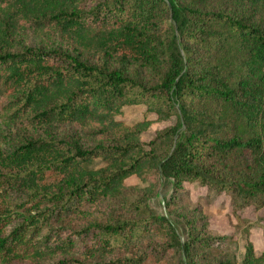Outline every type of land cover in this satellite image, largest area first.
Segmentation results:
<instances>
[{
	"label": "trees",
	"instance_id": "16d2710c",
	"mask_svg": "<svg viewBox=\"0 0 264 264\" xmlns=\"http://www.w3.org/2000/svg\"><path fill=\"white\" fill-rule=\"evenodd\" d=\"M24 27L61 42L19 45ZM137 103L141 119L117 117ZM3 114L43 133L0 144V264H122L97 260L117 248L133 250L127 264H151L173 261L177 247L188 264H209L192 255L205 235L190 225L180 242L144 200L164 177L170 204L187 199L185 180L206 186L204 204L214 190L264 201V0H0ZM130 175L146 183L147 198L125 204L137 218L63 229L112 204ZM245 258L264 264V250L249 244Z\"/></svg>",
	"mask_w": 264,
	"mask_h": 264
},
{
	"label": "rangeland",
	"instance_id": "374dc122",
	"mask_svg": "<svg viewBox=\"0 0 264 264\" xmlns=\"http://www.w3.org/2000/svg\"><path fill=\"white\" fill-rule=\"evenodd\" d=\"M15 41L19 45L34 44L47 47L61 42L58 34L52 30L37 31L30 27L21 28ZM145 112L146 106L144 103L130 104L125 105L121 114L117 117L132 124L141 119ZM147 117L154 119L155 113L148 112ZM174 121V117L167 120H153L148 128L142 132L141 139L146 143L155 135L158 129ZM60 131L61 133L77 131L80 133L81 139H84L85 142L88 141L80 127L75 128V126L65 125L61 127ZM42 133L41 127L28 123L26 119L14 121L7 118L5 114L0 118V144L3 146L5 143L11 144ZM94 162L95 165H102L99 158H96ZM125 182L127 184L126 188L117 193L116 197L112 199L113 205L111 202H105L89 209L83 215L73 216L65 222L63 229L81 227L92 221L116 224L123 218H137V215L126 209L125 204L128 203L127 199L130 202L146 199V190H143L146 183L135 175L128 176ZM183 183L188 197L182 200L180 204L168 203L167 198L171 195V182L164 177L160 178L156 192L144 201L154 213L165 217L170 222L180 242L186 239L190 225L198 229L200 237L203 235L207 237L206 241H201L203 245H199V248L192 250L195 262L248 264L245 255L249 244L255 256L264 250V201L261 205H257L254 201L241 204L237 203L228 191L221 190L217 192V190H214L216 194L210 197L208 203L204 204L200 200L202 195L208 193L206 186L196 180H185ZM14 224H16V220L7 226L6 231L10 230ZM131 257H133L132 249L117 248L110 253L99 254L97 260L108 261L120 258L127 259L130 262ZM56 258L57 256L45 259L43 263L55 261ZM125 260L122 261V264H127ZM187 262L185 252L182 248L177 247L173 261H160L151 264H188Z\"/></svg>",
	"mask_w": 264,
	"mask_h": 264
}]
</instances>
